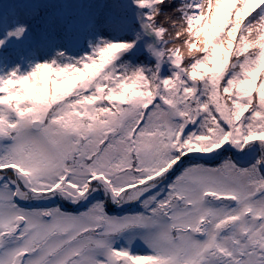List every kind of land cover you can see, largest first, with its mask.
Segmentation results:
<instances>
[{"label": "snow or ice", "instance_id": "6c2138e0", "mask_svg": "<svg viewBox=\"0 0 264 264\" xmlns=\"http://www.w3.org/2000/svg\"><path fill=\"white\" fill-rule=\"evenodd\" d=\"M0 264H264V0H0Z\"/></svg>", "mask_w": 264, "mask_h": 264}]
</instances>
